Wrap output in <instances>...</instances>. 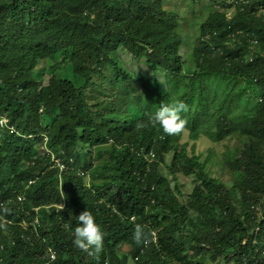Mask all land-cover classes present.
Masks as SVG:
<instances>
[{"label": "trees", "instance_id": "obj_1", "mask_svg": "<svg viewBox=\"0 0 264 264\" xmlns=\"http://www.w3.org/2000/svg\"><path fill=\"white\" fill-rule=\"evenodd\" d=\"M219 1L183 76L179 20L161 0H0V264H43L50 249L48 264H264V0L229 18ZM118 52L161 70L166 91L134 77ZM63 65L69 77L55 75ZM98 78L113 94L102 90L94 106L87 93ZM177 101L192 108L191 139L203 123L212 141L247 139L227 160L232 192L178 147L180 134L152 123L161 104ZM168 154L172 176L194 177L185 202L161 175ZM84 210L104 233L99 253L72 243Z\"/></svg>", "mask_w": 264, "mask_h": 264}, {"label": "rangeland", "instance_id": "obj_2", "mask_svg": "<svg viewBox=\"0 0 264 264\" xmlns=\"http://www.w3.org/2000/svg\"><path fill=\"white\" fill-rule=\"evenodd\" d=\"M162 4L170 14L178 17L179 20V33L183 37V43L180 50V55L183 59L184 68L183 76H190L194 71V64L191 59L192 49L196 38L199 35V27L201 23L207 18V16L214 10L221 11V7L217 5L216 0H199L193 2L191 0H161ZM235 8L229 7L225 9L226 15L230 17ZM120 65L129 71L134 77L145 76L150 83L157 81L160 88V93L163 94L166 91L164 83V75L161 70L157 72H152L149 70L143 61L134 60L130 56L123 52H118L117 54ZM47 62H40L36 68L37 79L43 84L47 83L49 75L46 71ZM70 68L68 65H63V67L55 71L57 77H69ZM98 87L91 88L87 93V100L92 103V105H97L99 99L102 98L103 91H107V95H112L113 91L110 90L107 84L98 78ZM103 90V91H102ZM132 106L129 107L131 111ZM191 107H187V111L184 112L183 118L190 122L193 119V113L191 112ZM204 124V123H203ZM201 124L199 127L200 134L197 139L190 138V132L184 129L179 136L178 147L182 144L187 145V152L189 155H195L199 158L200 162L205 163V170L208 177L213 178L219 184L224 185L231 192L233 189V175L227 165L228 159H234L239 156L240 151L247 139L244 136H233L227 138L221 142H215L206 137L205 135V125ZM171 159V154L165 156V165L160 167L161 175L166 177L171 184V187H176L179 195V200L185 202L188 195L190 194L195 182L194 177H185L184 175L178 173L172 176L166 166L169 164ZM97 162L91 161V168L96 167ZM128 254V247L122 246L120 250V255ZM128 257L127 264H135L132 258Z\"/></svg>", "mask_w": 264, "mask_h": 264}, {"label": "clouds", "instance_id": "obj_3", "mask_svg": "<svg viewBox=\"0 0 264 264\" xmlns=\"http://www.w3.org/2000/svg\"><path fill=\"white\" fill-rule=\"evenodd\" d=\"M185 111H187V105L182 101L171 104L163 103L152 116V123L158 125L165 135L175 136L180 134L186 127L187 121L182 117V113ZM80 174L83 175V173ZM86 180H88V178H86ZM61 206L63 208V204L57 206V208L62 209L60 208ZM45 208L47 209V207ZM78 221L79 225L75 228L73 233V245L89 254H91L92 251L99 253L103 246L104 233L101 227L96 223L95 217L90 211L84 210L78 216ZM143 233V226L137 225L134 232V240L138 243L141 242Z\"/></svg>", "mask_w": 264, "mask_h": 264}, {"label": "built area", "instance_id": "obj_4", "mask_svg": "<svg viewBox=\"0 0 264 264\" xmlns=\"http://www.w3.org/2000/svg\"><path fill=\"white\" fill-rule=\"evenodd\" d=\"M245 2H246V0H228V1H227V3L230 5V7H233V8H236L237 5L244 4ZM216 3H217L218 6H220V5H219V3H220L219 0H216ZM227 17H228V15H227ZM228 18H229V17H228ZM255 43H256V42L254 41L253 44H255ZM6 125H7V120H5V119H0V127L6 126ZM142 153H143V152H142ZM49 156L51 157V160L54 161L55 165H56L57 167H59L60 170H62V169H63V165H61V163L59 162V160L56 159V158H54L53 155H49ZM154 157H155V155H154V153H153L152 150H150L148 154H145V155H144V158H145L147 161H151V160H153ZM33 182H34V181H29V185H31ZM17 200H18V201H22V200H24V197L21 196V195H19V196L17 197ZM60 208H62V206H61ZM34 210L37 211V209H34ZM144 244L146 245V242H145ZM46 256H47L48 261L43 262V264H48V262L53 261V260L55 259V257H56V253H55V251H53L52 249H50V250L47 252ZM221 264H225V263H221ZM229 264H232V263H229Z\"/></svg>", "mask_w": 264, "mask_h": 264}]
</instances>
